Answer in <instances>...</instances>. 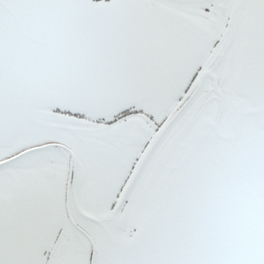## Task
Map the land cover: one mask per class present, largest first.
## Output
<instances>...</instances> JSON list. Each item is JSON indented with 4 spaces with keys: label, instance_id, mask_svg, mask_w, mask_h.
Masks as SVG:
<instances>
[{
    "label": "snow or ice",
    "instance_id": "snow-or-ice-1",
    "mask_svg": "<svg viewBox=\"0 0 264 264\" xmlns=\"http://www.w3.org/2000/svg\"><path fill=\"white\" fill-rule=\"evenodd\" d=\"M0 264H264V0H0Z\"/></svg>",
    "mask_w": 264,
    "mask_h": 264
}]
</instances>
